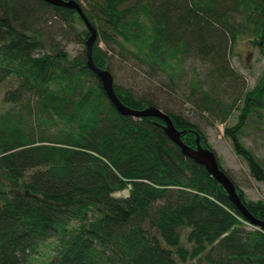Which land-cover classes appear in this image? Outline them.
Listing matches in <instances>:
<instances>
[{
    "label": "trees",
    "instance_id": "1",
    "mask_svg": "<svg viewBox=\"0 0 264 264\" xmlns=\"http://www.w3.org/2000/svg\"><path fill=\"white\" fill-rule=\"evenodd\" d=\"M74 1L108 47L93 46L100 69L109 71L116 48L170 79L183 60L211 65L213 91L194 77L191 97L209 111L217 104L211 93L225 83L224 93L243 99L225 134L264 183V166L237 135L264 108V73L244 94L228 61L240 36L264 57V0ZM52 20L74 31L84 23L75 10L43 0H0V86L9 85L2 99L9 108L0 114V264H179L202 255L208 264H264V230L250 226L221 185L183 155L162 120L121 115L87 67L86 50L71 57L53 45ZM88 35L79 32L83 42ZM113 88L132 110L156 107ZM162 112L186 146L196 147L197 134L206 144L186 119ZM222 113L224 120L229 112ZM125 190L127 197L114 196ZM238 195L264 221V201ZM185 229L190 248L181 245Z\"/></svg>",
    "mask_w": 264,
    "mask_h": 264
},
{
    "label": "rangeland",
    "instance_id": "2",
    "mask_svg": "<svg viewBox=\"0 0 264 264\" xmlns=\"http://www.w3.org/2000/svg\"><path fill=\"white\" fill-rule=\"evenodd\" d=\"M81 4L86 6L84 1H81ZM47 27L53 45L55 44L61 49L64 48L63 50L71 57L86 50L88 38L83 42L79 37V32L87 30L84 23L75 22L76 31L61 27V24L56 20L49 22ZM96 44L103 50L108 48L98 32L94 45ZM108 56L109 72L115 84L131 89L138 97L151 100L160 110L178 115L190 122L195 129L202 133L205 139L204 143H206L202 147L206 145L215 153L220 167L238 188L237 193H243L248 201H264V183L258 182L251 176L247 163L238 156L231 139L225 134V128L237 125L244 105L243 99L236 100L229 92L224 93L227 90L225 83L219 87L218 91L220 92L211 93V100H217V104L212 105L213 108L211 107L209 111L202 108L200 103H195L194 98L191 97L192 91L189 84L194 77H196L194 81H199L205 91H213V81L208 77L212 70L211 65L193 58L183 60L177 66L175 78L170 79L165 73L150 72L143 61L140 62L131 55L127 58L121 56L117 48L109 52ZM228 61L232 71L244 84V94L251 91L261 81L264 73V57L258 48L250 43L249 37L240 36L235 40L228 52ZM7 87H9L8 84L0 86V114L9 108V105L2 101ZM219 105L223 108L220 109ZM224 108L229 113L223 120L224 113L221 114V111ZM237 135L240 144L252 152L264 166V108L255 110L245 120L241 132ZM114 196L125 198L128 196V190L117 192ZM247 227L251 229V227ZM186 232V229L182 231L181 245L190 248L186 242ZM179 264L208 263L205 262L202 255L198 259H189L187 262Z\"/></svg>",
    "mask_w": 264,
    "mask_h": 264
},
{
    "label": "water",
    "instance_id": "3",
    "mask_svg": "<svg viewBox=\"0 0 264 264\" xmlns=\"http://www.w3.org/2000/svg\"><path fill=\"white\" fill-rule=\"evenodd\" d=\"M45 3L52 5L54 7H61L66 9L75 10L80 18L83 20L87 31L89 32V37L86 41V59H87V67L91 70L98 80L101 83L102 89L104 90L108 100L111 102L113 107L123 116L133 117V118H158L164 122V130L168 138L176 144L184 156L191 159L194 163L202 166L205 171L215 179L226 192V195L229 201L238 209V211L242 214L248 224L251 226L260 228L264 230V221L255 218L247 208L242 203L237 189L234 183L230 180V178L226 175L224 171L220 169L218 164L216 155L213 151L208 148L202 147L200 143L199 135L197 134L196 138V147L191 148L186 146L181 141V135L183 133L176 130L172 119L154 106L147 107L143 110H132L125 105H123L118 97L115 94L113 88V78L108 70L98 68L92 59V49L96 42L97 31L91 25V23L86 18L82 7L80 4L74 0H43Z\"/></svg>",
    "mask_w": 264,
    "mask_h": 264
},
{
    "label": "bare ground",
    "instance_id": "4",
    "mask_svg": "<svg viewBox=\"0 0 264 264\" xmlns=\"http://www.w3.org/2000/svg\"><path fill=\"white\" fill-rule=\"evenodd\" d=\"M111 74V73H110ZM112 76V75H111ZM113 78V77H112ZM113 83H114V80H113ZM160 110V109H159ZM217 158V157H216Z\"/></svg>",
    "mask_w": 264,
    "mask_h": 264
}]
</instances>
